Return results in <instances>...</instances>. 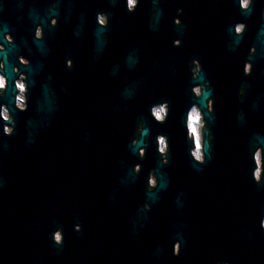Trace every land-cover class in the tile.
I'll use <instances>...</instances> for the list:
<instances>
[{"label": "flooded vegetation", "instance_id": "1", "mask_svg": "<svg viewBox=\"0 0 264 264\" xmlns=\"http://www.w3.org/2000/svg\"><path fill=\"white\" fill-rule=\"evenodd\" d=\"M0 77V210H57L53 240L63 242V126L42 123L34 132L26 120L68 106L91 111L99 83L121 129L125 114L135 116L132 144L144 128L141 98H154L150 109L159 120L172 103L185 106L190 188L185 216L171 228L173 255L184 240L190 264H264V0L246 7L244 0H0ZM77 134L78 146L90 145V136ZM165 139L158 137L164 163ZM226 142L237 153L224 154ZM137 152L134 173L144 148ZM89 153L78 157L75 189L79 196L89 191L92 208L117 217L125 200L112 187L113 157L106 156L102 179ZM155 181L152 171L150 189ZM159 223L137 219L130 231L155 242Z\"/></svg>", "mask_w": 264, "mask_h": 264}, {"label": "water", "instance_id": "2", "mask_svg": "<svg viewBox=\"0 0 264 264\" xmlns=\"http://www.w3.org/2000/svg\"><path fill=\"white\" fill-rule=\"evenodd\" d=\"M97 83L96 98L89 112L82 110L80 114L73 108H65V112L32 113L27 117L26 127L35 132L39 124L48 123L50 129L59 122L63 126L65 139V207L62 212L64 238L60 244L53 240V231L60 225L58 211H36L26 209L0 210V264H190L182 240L180 255H173L174 236L170 233L174 219L185 215V197L190 188L188 163L192 162L186 113L180 105L173 103L164 118L157 119L151 111L154 98L143 97L144 110L140 117L144 128L135 144V116L129 111L123 120L122 129L118 124L121 119L118 113L109 111V99L100 91ZM129 103L133 102L129 97ZM198 102L204 104L203 98ZM131 106V105H130ZM180 109H182L180 111ZM58 123V124H59ZM118 124V125H117ZM26 128V129H27ZM54 128V127H53ZM54 131V130H53ZM80 131L81 137L88 139L89 144H76ZM163 135L167 142L168 162L162 158L166 153L159 151L158 137ZM125 139L124 145L116 144ZM112 140L110 144L108 141ZM226 142L224 154H235L237 148ZM140 148H144L141 159L142 169L134 173V164L139 158ZM205 152L210 154L209 144L205 142ZM217 153V146H213ZM90 151L91 170L103 178L109 160L113 157L112 173L113 189H120L119 197L124 198L122 211L113 217L107 207L92 208L89 191L81 190V197L75 189L78 175V157L83 160ZM119 167H116L118 165ZM154 172L156 184L149 188L150 173ZM107 177V176H106ZM104 183L100 184L102 186ZM118 196V195H117ZM149 205V209L145 207ZM263 205L257 209V221L263 216ZM49 219L48 224L44 219ZM157 220L161 223L157 238L150 240L136 236L130 231L137 219ZM125 220L127 226H122ZM76 224L80 225L77 229ZM136 232V233H135ZM95 242V254L92 244ZM155 251L154 257H147V252Z\"/></svg>", "mask_w": 264, "mask_h": 264}, {"label": "clouds", "instance_id": "3", "mask_svg": "<svg viewBox=\"0 0 264 264\" xmlns=\"http://www.w3.org/2000/svg\"><path fill=\"white\" fill-rule=\"evenodd\" d=\"M247 3H248V0H244V6L246 7L247 6ZM244 25L241 24L238 26L237 28V31H241L243 29ZM3 84H4V80H3V77H0V87H3ZM21 107H23V105H21ZM5 117H7V114L5 113ZM58 239V238H57Z\"/></svg>", "mask_w": 264, "mask_h": 264}, {"label": "snow or ice", "instance_id": "4", "mask_svg": "<svg viewBox=\"0 0 264 264\" xmlns=\"http://www.w3.org/2000/svg\"><path fill=\"white\" fill-rule=\"evenodd\" d=\"M193 118H195V116Z\"/></svg>", "mask_w": 264, "mask_h": 264}]
</instances>
